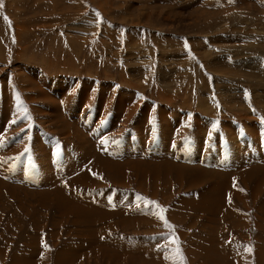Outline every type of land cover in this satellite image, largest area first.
<instances>
[{
  "label": "rangeland",
  "instance_id": "obj_1",
  "mask_svg": "<svg viewBox=\"0 0 264 264\" xmlns=\"http://www.w3.org/2000/svg\"><path fill=\"white\" fill-rule=\"evenodd\" d=\"M177 261L264 264V0H0V264Z\"/></svg>",
  "mask_w": 264,
  "mask_h": 264
},
{
  "label": "bare ground",
  "instance_id": "obj_2",
  "mask_svg": "<svg viewBox=\"0 0 264 264\" xmlns=\"http://www.w3.org/2000/svg\"><path fill=\"white\" fill-rule=\"evenodd\" d=\"M34 83V82H33ZM32 83V84H33ZM35 84V83H34ZM118 100V99H117ZM119 100H122V99H119ZM123 101H124V99H123ZM54 102V101H53ZM123 103H125V102H123ZM116 105V104H115ZM119 105H122L121 103L119 104ZM134 111L136 112L137 111V109H133V112H132V107H131V113H129L130 115H132V113H134ZM163 114V113H162ZM138 116H140V113H139V115ZM161 116V115H160ZM136 118H138V117H136ZM142 118V117H141ZM138 119H140V117L138 118ZM142 123V122H141ZM202 129V128H201ZM203 130V129H202ZM43 148V147H42ZM43 154V153H42ZM39 155V154H38ZM103 157V156H102ZM94 160V159H93ZM96 160V159H95ZM44 165V164H43ZM150 168V167H149ZM86 169H88V168H86ZM53 171V170H52ZM51 174V173H50ZM245 177H246V175H245ZM47 178V177H46ZM79 179V178H78ZM51 180V179H50ZM49 180V181H50ZM82 180V179H81ZM48 181V180H47ZM73 183V182H72ZM79 186V185H78ZM91 186V185H90ZM259 188V187H258ZM257 188V189H258ZM64 192H66V194H72V195H74L73 194V190H71V189H69V188H67V186H65V188H64V191H62V189L61 190H59L58 191V194L59 195H64L65 193ZM90 192V191H89ZM64 193V194H63ZM80 193V192H79ZM78 194V193H77ZM68 196V195H67ZM70 197H71V195H69ZM61 197V196H60ZM74 197V199H76L77 200V198L75 197V195L73 196ZM72 197V198H73ZM79 198V197H78ZM65 200H66V198H65ZM80 200V199H79ZM83 201V200H82ZM105 199H104V202H102V203H100V204H98V203H92V202H90V203H92L93 205H95V209H96V206L98 207V209L99 208H101V210L103 209L104 210V208H105V206L107 205V203H105ZM98 202V201H97ZM63 203V202H62ZM85 205V204H84ZM87 205H89V204H87ZM67 206V205H66ZM80 206V205H79ZM92 206V205H91ZM68 208V207H67ZM72 208V207H71ZM79 208V207H78ZM219 208V207H218ZM222 208V207H221ZM74 209V208H73ZM72 209V210H73ZM223 209V208H222ZM90 210V209H89ZM100 210V209H99ZM216 210H217V208H216ZM80 211H84V212H89L88 211V209L86 208V207H84L83 205H81V207H80ZM96 213V212H95ZM98 214V213H97ZM107 214V213H106ZM113 214V213H112ZM115 215V214H114ZM83 216V215H82ZM93 216V215H92ZM98 216V215H97ZM84 217V216H83ZM88 217V216H87ZM92 218V217H91ZM90 219V218H89ZM131 219V218H130ZM127 225H129V221H128V218H125V220H124V222H123V226H127ZM96 230V229H95ZM96 231H98V230H96ZM93 232V231H92ZM102 234V233H101ZM97 235H99V234H97ZM94 241V240H93ZM135 251V250H134ZM129 253V252H128ZM127 253V254H128ZM131 253V252H130ZM129 253V254H130Z\"/></svg>",
  "mask_w": 264,
  "mask_h": 264
},
{
  "label": "snow or ice",
  "instance_id": "obj_3",
  "mask_svg": "<svg viewBox=\"0 0 264 264\" xmlns=\"http://www.w3.org/2000/svg\"><path fill=\"white\" fill-rule=\"evenodd\" d=\"M15 123V122H14ZM149 204H154L158 207V211L154 214H157L161 219L164 220L165 224L168 225V222L166 220V218L164 217L163 213L166 212V209H164L162 206H158L157 202H151L149 201L148 202ZM248 251H251V248L248 249ZM176 252L179 254L180 253V250L179 249H176ZM182 255L180 256V261H182ZM180 261H177L176 264H180Z\"/></svg>",
  "mask_w": 264,
  "mask_h": 264
}]
</instances>
